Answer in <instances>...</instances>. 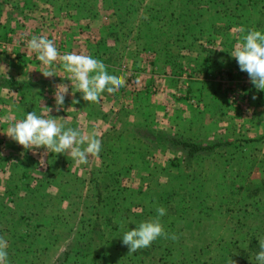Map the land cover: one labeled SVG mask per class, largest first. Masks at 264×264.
Returning a JSON list of instances; mask_svg holds the SVG:
<instances>
[{
	"label": "rangeland",
	"instance_id": "obj_1",
	"mask_svg": "<svg viewBox=\"0 0 264 264\" xmlns=\"http://www.w3.org/2000/svg\"><path fill=\"white\" fill-rule=\"evenodd\" d=\"M184 1L182 21L194 23L186 40L173 32L172 41L158 35L161 49L144 48L133 57V50L130 56L125 52L128 39L120 36L115 46L124 55L109 57L121 71L135 61L134 71L142 73L138 121L121 123L138 134L134 145L117 138L114 148L103 146L81 167L59 157L56 184L50 180L53 168L0 193L8 264H258L264 239V91L231 53L248 30L264 33V0ZM204 21L214 27L203 32ZM143 29L152 32L154 26ZM199 44L211 46L202 58ZM146 65L172 67L164 74L168 85L160 84L157 69L146 75ZM171 139L223 145L189 157ZM161 206L165 232L178 239L161 236L129 253L123 234L155 217Z\"/></svg>",
	"mask_w": 264,
	"mask_h": 264
},
{
	"label": "crops",
	"instance_id": "obj_2",
	"mask_svg": "<svg viewBox=\"0 0 264 264\" xmlns=\"http://www.w3.org/2000/svg\"><path fill=\"white\" fill-rule=\"evenodd\" d=\"M182 5L186 6L187 2L184 0L180 2L178 0H0V190L4 187L0 193H4L10 183H24L27 179L26 182L29 181L30 184V179L36 176L42 178L46 172L52 173L53 168L54 176L50 180H54L56 184L58 178L55 171L58 169L59 157L68 158L71 165H74L72 167L82 166L76 164L67 153L45 155L43 147L23 148L7 136L9 123L5 118L23 119L25 114L32 111H36L39 115L46 112L45 107H48L52 109L49 115L58 123H63L65 129L79 128L89 134L98 130L102 138V147L114 148L112 144L117 138L124 140L129 147L134 145L132 140L135 141L138 134L132 131L131 126L129 129H122L121 123L123 119L128 120L129 123L138 121L135 115L137 111L135 100L141 97L137 92L143 89L144 83L139 80V70L134 71L138 66L135 61H129L128 70L121 71L118 66L110 64L109 57L121 58L124 55L115 46L120 36L121 40L128 39L127 46L130 52H125L130 56L133 50V57H138L139 51L142 52L144 48L152 53L155 48L161 49V43L157 42L158 35L165 36L168 41H172L171 32L180 35L181 38L191 36V24L194 23L182 21V18H186L184 12L180 11ZM187 14L191 16L190 13ZM126 24L130 26L128 30L125 29ZM150 24L154 26V30L150 32L146 29L145 33L143 28ZM123 25L125 31L122 32ZM211 27H214L213 22L200 23L203 32L211 30ZM33 35L45 36L53 40L61 55L75 52L102 61L109 74L125 77V86L112 94L103 92L99 103L84 101L82 93L77 91L74 84L71 86V81L67 79L69 73L63 69L59 60L51 65L57 76L50 78L43 76L41 72L45 70V66L34 56L35 53L27 48V43ZM208 42H211L210 35ZM176 44L177 42L171 46V42H166L170 48H174ZM210 47L199 44L196 54L202 58L208 54ZM144 68L146 75L154 70L156 72L157 69L161 74H157L160 84L168 85L169 77L164 74L169 73L168 70L172 67L156 68L146 65L141 69ZM61 83L68 85L69 91L63 106L57 111L54 94L56 85ZM147 96L145 94V97ZM74 99L79 100V103L73 104ZM208 101L214 102V100ZM125 115L127 118H123ZM28 175L31 177L26 178ZM19 193L18 191L16 194ZM196 241L195 239L194 242ZM217 247V244L212 246V248ZM206 257L208 255L205 253L204 258Z\"/></svg>",
	"mask_w": 264,
	"mask_h": 264
},
{
	"label": "clouds",
	"instance_id": "obj_3",
	"mask_svg": "<svg viewBox=\"0 0 264 264\" xmlns=\"http://www.w3.org/2000/svg\"><path fill=\"white\" fill-rule=\"evenodd\" d=\"M244 32V29H240ZM30 52L37 54V59L45 66L41 72L44 77L57 76L51 68L53 62L59 60L63 69L69 73L67 77L71 86L75 85L78 92L82 93V99L86 102L99 103L101 94L107 91L115 93L126 84L124 76L109 74L106 65L86 54L65 53L61 55L53 40L45 36H35L27 43ZM237 61L241 71L246 72L251 83L264 91V33L250 29L243 36L242 42H238L231 53ZM69 88L66 84H58L55 89V104L57 111L63 106ZM255 99V97H253ZM79 100H73V104ZM46 112L37 114L36 111L25 114L23 119L14 118L8 121L7 136L23 146L25 149H45L47 153H67L76 164H87L89 156H98L102 147V138L98 130L85 133L79 128L65 129L63 123H58L49 113L51 108L45 107ZM157 215L146 221L140 222L134 229L126 231L122 236V242L129 249V253H135L142 248L150 247L158 237L178 239L175 234L169 237L161 223V217L166 215L164 207H157ZM8 241L0 236V264H8ZM260 251L255 259L258 264H264V239L259 241ZM231 264L235 261L231 259Z\"/></svg>",
	"mask_w": 264,
	"mask_h": 264
},
{
	"label": "trees",
	"instance_id": "obj_4",
	"mask_svg": "<svg viewBox=\"0 0 264 264\" xmlns=\"http://www.w3.org/2000/svg\"><path fill=\"white\" fill-rule=\"evenodd\" d=\"M170 143L174 146H180L181 148L187 150V154L189 157L193 156L194 154H196L198 152L211 150V149H213L219 145H223V144H216V145L211 146V147H201V146H196L194 144L183 142V141H180L177 139H171Z\"/></svg>",
	"mask_w": 264,
	"mask_h": 264
}]
</instances>
